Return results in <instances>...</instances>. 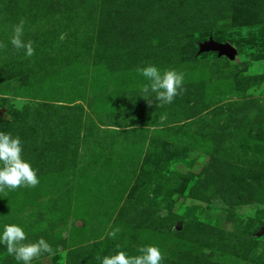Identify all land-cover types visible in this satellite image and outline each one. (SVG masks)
I'll use <instances>...</instances> for the list:
<instances>
[{"label":"rangeland","instance_id":"1","mask_svg":"<svg viewBox=\"0 0 264 264\" xmlns=\"http://www.w3.org/2000/svg\"><path fill=\"white\" fill-rule=\"evenodd\" d=\"M0 44V132L39 178L0 193V233L45 239L31 264H264V0H0ZM148 64L184 74L172 103Z\"/></svg>","mask_w":264,"mask_h":264},{"label":"clouds","instance_id":"2","mask_svg":"<svg viewBox=\"0 0 264 264\" xmlns=\"http://www.w3.org/2000/svg\"><path fill=\"white\" fill-rule=\"evenodd\" d=\"M24 21L21 20L13 26V35L10 43L16 50H25V55H34L33 42L25 43L22 39ZM62 33L59 39L65 38ZM0 47H3L0 44ZM149 83L141 87L142 97L147 99L149 92L155 93L156 100L162 104H170L182 93L184 74L175 69H165L161 72L156 66L148 64L145 67L137 68ZM148 100V99H147ZM149 102V101H148ZM149 104H151L149 102ZM23 146L19 136L13 137L10 133L0 132V193L7 189H18L20 187L35 188L39 184L37 170L24 160ZM119 228L110 231L108 235L115 238ZM27 239L22 227L16 224L4 225L0 233V243L7 248V253L22 264H31L42 252L53 253L52 247L45 239L40 238L37 242L24 243ZM119 248V245L117 246ZM141 255L129 256L124 251H117L114 255L97 257L102 260V264H161L164 259L160 249L156 246H145L139 249Z\"/></svg>","mask_w":264,"mask_h":264},{"label":"water","instance_id":"3","mask_svg":"<svg viewBox=\"0 0 264 264\" xmlns=\"http://www.w3.org/2000/svg\"><path fill=\"white\" fill-rule=\"evenodd\" d=\"M214 48L220 50L223 53H233V50L230 47L215 45Z\"/></svg>","mask_w":264,"mask_h":264}]
</instances>
